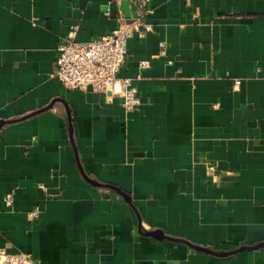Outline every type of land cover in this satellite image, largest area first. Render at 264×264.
Segmentation results:
<instances>
[{
    "label": "crops",
    "instance_id": "crops-1",
    "mask_svg": "<svg viewBox=\"0 0 264 264\" xmlns=\"http://www.w3.org/2000/svg\"><path fill=\"white\" fill-rule=\"evenodd\" d=\"M113 1L0 0V250L37 264H264V249L220 257L146 234L216 253L264 243V0H150L153 32L128 41L118 75L137 89L133 112L53 77L72 26L86 42L133 17L128 0L106 17Z\"/></svg>",
    "mask_w": 264,
    "mask_h": 264
},
{
    "label": "built area",
    "instance_id": "built-area-1",
    "mask_svg": "<svg viewBox=\"0 0 264 264\" xmlns=\"http://www.w3.org/2000/svg\"><path fill=\"white\" fill-rule=\"evenodd\" d=\"M122 0H114L107 6L106 17H111V6H118ZM150 0H128L134 15L130 20L122 16L116 18L117 27L110 33L86 42H77L75 35L79 27H71V35L57 48L56 69L53 77L57 78L67 90L88 92L89 88L97 93H110L122 99L126 112H133L141 105L137 89L130 79L120 80L118 75L125 63L128 52V41L137 36L143 39L153 32L152 25L146 22ZM160 57L167 56V45L160 43ZM141 68L149 67L148 61L140 64ZM236 85L240 81L235 82ZM45 190L44 185L39 186ZM8 205L14 203V192L5 197ZM40 217L39 209L27 214L29 221ZM0 264H37L35 259L24 252L9 253L0 250Z\"/></svg>",
    "mask_w": 264,
    "mask_h": 264
},
{
    "label": "water",
    "instance_id": "water-1",
    "mask_svg": "<svg viewBox=\"0 0 264 264\" xmlns=\"http://www.w3.org/2000/svg\"><path fill=\"white\" fill-rule=\"evenodd\" d=\"M129 4L128 3H124L122 5V11L128 15L129 13ZM89 91H92L91 88H89ZM3 123H0V127ZM72 131V129H71ZM82 174L84 176V178L86 179V181H88L89 183H91L92 185L94 186H101L100 184L90 180L85 174L84 172L82 171ZM113 190H115L117 193H119L123 198L124 200L129 203L130 205H132V201H131V198L129 195L123 193L122 191H120L118 188L116 187H113V186H107ZM148 236L150 237H153L154 239L156 240H159V241H162V240H169V241H173V242H177V243H184V244H187L188 246H190L192 249L196 250V251H199V252H203V253H207V254H211V255H215V256H220V257H226V256H229V255H232V254H235L237 252H242L244 250H259V249H264V243H261L259 245H256L254 247H245V248H241L239 249L238 251H234V252H223V253H216L214 251H211V250H208V249H204V248H201V247H197V246H194L192 244H189L185 241H182V240H176V239H171V238H168V237H165L160 231H154V232H149V233H146Z\"/></svg>",
    "mask_w": 264,
    "mask_h": 264
}]
</instances>
